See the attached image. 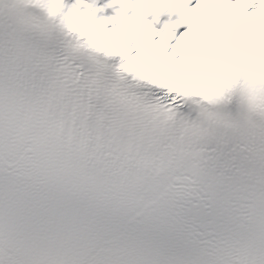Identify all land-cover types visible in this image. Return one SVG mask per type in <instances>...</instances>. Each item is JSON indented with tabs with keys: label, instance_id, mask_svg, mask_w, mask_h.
I'll return each instance as SVG.
<instances>
[{
	"label": "snow or ice",
	"instance_id": "snow-or-ice-1",
	"mask_svg": "<svg viewBox=\"0 0 264 264\" xmlns=\"http://www.w3.org/2000/svg\"><path fill=\"white\" fill-rule=\"evenodd\" d=\"M246 4L197 0L178 83L222 65ZM30 9L0 0V264H264V119L190 120L179 89L137 93Z\"/></svg>",
	"mask_w": 264,
	"mask_h": 264
},
{
	"label": "clouds",
	"instance_id": "clouds-1",
	"mask_svg": "<svg viewBox=\"0 0 264 264\" xmlns=\"http://www.w3.org/2000/svg\"><path fill=\"white\" fill-rule=\"evenodd\" d=\"M38 9L74 53L89 54L105 61L119 58L118 78L156 87L171 85L195 106L218 108L238 102L243 112L264 119V40L257 43L264 25V6L239 5L233 9L240 23L225 38L230 55L216 71L201 64L203 75L178 83L170 70V42L185 23L193 24L196 14L192 0H23ZM111 10L112 15H107ZM159 26V28L157 27ZM201 27L177 40L190 51L200 44ZM203 44L208 45L204 40ZM202 59L212 57L200 48Z\"/></svg>",
	"mask_w": 264,
	"mask_h": 264
},
{
	"label": "bare ground",
	"instance_id": "bare-ground-1",
	"mask_svg": "<svg viewBox=\"0 0 264 264\" xmlns=\"http://www.w3.org/2000/svg\"><path fill=\"white\" fill-rule=\"evenodd\" d=\"M71 2H72V0H69V3H71ZM106 2H108V0H100L101 5H103ZM110 12H111V10L108 11V13H110ZM108 13H107V15H108ZM173 42H174V39L170 42L169 48L167 50L168 52L174 48ZM177 58L178 57H176V59Z\"/></svg>",
	"mask_w": 264,
	"mask_h": 264
},
{
	"label": "rangeland",
	"instance_id": "rangeland-1",
	"mask_svg": "<svg viewBox=\"0 0 264 264\" xmlns=\"http://www.w3.org/2000/svg\"><path fill=\"white\" fill-rule=\"evenodd\" d=\"M219 35H220L219 33L216 34L217 38H219ZM183 49H184V52L188 51V49L186 47H184V46H183Z\"/></svg>",
	"mask_w": 264,
	"mask_h": 264
}]
</instances>
